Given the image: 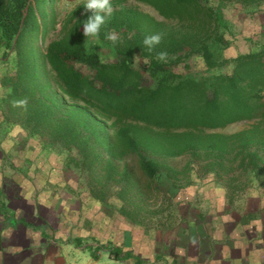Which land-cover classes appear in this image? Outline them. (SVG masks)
<instances>
[{"label": "trees", "instance_id": "16d2710c", "mask_svg": "<svg viewBox=\"0 0 264 264\" xmlns=\"http://www.w3.org/2000/svg\"><path fill=\"white\" fill-rule=\"evenodd\" d=\"M135 1L181 28L170 31L152 15L122 7L113 11L98 39L116 56L106 61L88 49L83 21L90 10L74 9L61 36L46 43L56 21L49 20L47 12L52 0H0V53L7 66L1 78V103L9 113L6 123L37 137L38 151L59 150L65 167L87 174L83 188L91 198L110 204L116 196L129 224L142 222L146 198L135 175L117 164L128 158L150 181L163 168L153 156L186 154L195 156L191 165L205 157L207 172L220 173L228 155L237 153L241 169L264 176V45L228 56L232 43L226 35L230 25L224 0ZM237 1L244 6L264 2ZM109 31H115L122 43L113 46L104 39ZM152 33H161L163 39L150 53L142 41ZM161 50L169 54L166 64L154 59ZM195 56L204 62L201 76L176 72L177 65ZM23 98L28 99L27 106L14 103ZM253 120L258 122L252 130L230 136L214 132ZM108 125L114 129L113 137L108 136ZM228 162L229 172H234L233 161ZM165 169L171 177L185 174Z\"/></svg>", "mask_w": 264, "mask_h": 264}, {"label": "crops", "instance_id": "0c3cea01", "mask_svg": "<svg viewBox=\"0 0 264 264\" xmlns=\"http://www.w3.org/2000/svg\"><path fill=\"white\" fill-rule=\"evenodd\" d=\"M2 93L0 264H264V205L244 214L228 213L225 190L216 186L193 191L204 199L206 219L202 213L195 220L187 215L173 231L141 234L140 240L134 234L110 237L102 222L93 220L100 217L89 215L93 210L86 207L85 193L69 189L61 177L34 174L25 164L20 168L18 159L10 161L7 150L26 135L20 127L6 128ZM24 169L28 171L22 173ZM208 194L214 207L205 200Z\"/></svg>", "mask_w": 264, "mask_h": 264}, {"label": "rangeland", "instance_id": "374dc122", "mask_svg": "<svg viewBox=\"0 0 264 264\" xmlns=\"http://www.w3.org/2000/svg\"><path fill=\"white\" fill-rule=\"evenodd\" d=\"M52 1L53 3L49 5L47 12L49 20L52 21V19L55 18L56 21L55 25L50 29L46 43L61 36L62 25L74 9L79 6L84 7V0ZM223 5L226 22L230 25L229 32H227L226 35L232 43L227 52L229 51V53L235 55L240 50L252 51L258 48V46H260L258 44L264 41V2L260 5L253 4L244 6L237 0H224ZM122 7L150 14L157 20L163 22L170 31H179L181 28L178 22L164 20L153 8L135 0H127L122 5H114L113 9L117 11ZM85 10L87 9H84V11ZM260 44L264 45V43ZM237 45L242 47H240L238 51H236ZM88 49L91 52L97 53L106 61L116 60L113 50L109 46L102 45L99 40L92 42L89 38ZM1 56L0 53V70L2 71L1 77H3L7 71V66L2 63ZM82 68L86 73H89L86 67ZM203 69L204 62L199 56H195L175 67L176 72L180 74H195L199 76L203 74ZM0 92H3L2 97H4V89L2 87ZM55 95L54 92L51 93V96L55 97ZM6 114L9 115V113L5 112V120L8 121L9 119L6 118ZM13 121L14 120H12V122ZM257 122L258 120L242 121L229 125L224 129L215 130L214 132L230 136L242 131L254 129L257 126ZM111 123L112 121H109V125H111ZM109 125L107 126L108 136L113 137L114 129ZM6 128L12 129L9 125ZM4 134L6 135V133ZM37 142V137L30 138L27 135L23 140H15L17 144L13 143L14 147L9 148L6 154L11 162L15 163L18 159V164L22 165V167L19 165L20 168H23L25 164L26 168L31 167V172L34 174L36 173L48 177H61L63 184L81 193H85L86 207L95 211H91L89 215L100 217V219L93 218V220L97 222L96 225L102 222L104 229H107V232H111V236L109 235L110 237L115 233L117 237L122 238L124 236H129V234H134L137 237L136 239L140 240L143 234L147 236L153 235L158 233L157 230L161 229H163L164 234H167L173 231L174 228H177L178 224L187 221L188 216L195 220L196 216L202 213L201 219H206L208 218V214H204V210L201 209L204 204V199L200 196L195 197L193 191L200 192L207 188L211 189L212 186H216L215 189L225 190L228 213L234 212L244 214L251 208H255L256 206L258 208L264 205V176L258 178L255 173L247 174L246 171L241 169L239 160H235V155L237 153L228 155L229 158H226L227 166L224 169L225 171L220 173H216L213 170L207 172L208 170H206L205 163L207 164L208 161L205 157L193 166L190 163L193 162L195 156L191 154L178 157L153 156L155 160L161 163L163 168L160 173H158L156 179L151 181L143 177L136 162L132 158H128L124 161L117 162V164L120 166L121 170L128 168L129 171L135 175L140 182V188L145 193L146 198V205L144 206L145 211L141 212L143 217L142 222L136 221L134 224H129L120 213V202L115 198L116 196L111 198L110 202L112 203L110 204H103L91 198L89 194H86L87 192L83 188L87 183L88 175L73 168L65 167V155L60 154L59 150L38 151ZM235 142V140H232L231 143L233 144ZM262 152V155H264V150H262ZM228 160L233 161L232 167L235 169L234 172H229L228 169L230 166ZM188 165L191 166L189 171L187 168ZM167 167L174 168L177 172H185V174H176L171 177L168 174V170L165 169ZM27 171L28 170L24 169L21 172L25 173ZM191 179L196 181V184H189ZM151 186L156 187L157 190H153ZM206 197H208L205 198V200H208V205L214 207L215 203L211 201L210 195L208 194ZM158 226L159 228H157ZM110 228H112V230ZM103 239L108 238L103 236Z\"/></svg>", "mask_w": 264, "mask_h": 264}, {"label": "clouds", "instance_id": "9594fccd", "mask_svg": "<svg viewBox=\"0 0 264 264\" xmlns=\"http://www.w3.org/2000/svg\"><path fill=\"white\" fill-rule=\"evenodd\" d=\"M83 6L85 9L91 11V15L87 20L83 21L84 36L95 42L100 38L102 29L113 15V3L112 0H84ZM104 39L110 41L113 46L122 43L121 37L115 31L106 32ZM162 39L161 33H152L146 35L142 43L144 48L151 53L160 45ZM168 55L167 51H156L154 59L159 63L166 64L168 62ZM14 103L19 107H25L28 104V99H19L14 101Z\"/></svg>", "mask_w": 264, "mask_h": 264}]
</instances>
